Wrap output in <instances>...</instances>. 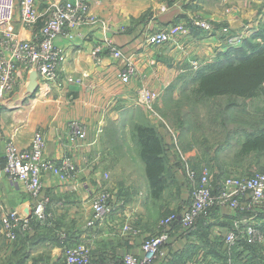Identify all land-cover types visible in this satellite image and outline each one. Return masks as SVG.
Wrapping results in <instances>:
<instances>
[{
  "label": "crops",
  "instance_id": "obj_1",
  "mask_svg": "<svg viewBox=\"0 0 264 264\" xmlns=\"http://www.w3.org/2000/svg\"><path fill=\"white\" fill-rule=\"evenodd\" d=\"M65 1L69 0H36L40 20L33 30L20 26L16 8L14 25L18 37L30 40L48 17L51 5ZM90 6L91 14L100 25L82 28L71 41L65 37L55 41L65 55L63 77H71L78 83L57 89L33 76L27 77L17 97L6 103L18 106L16 110L0 113V168L9 141L19 148H27L33 134L42 132L46 140L45 159L58 161L70 153L79 171L73 181L65 183L48 172L43 174L40 199L47 204L52 222L46 226L32 225L31 232L17 234L15 241L5 236L1 218L13 212L29 218L32 202L22 187L11 185L0 176V264H64V248L82 244L91 248V264H116L126 254L142 258L141 245L158 232L161 216L168 211L180 212L189 203V186L181 155L196 171L207 170L216 182L229 176L243 178L256 171L264 172V80L258 86L256 98L210 100L209 106L222 108L225 140L212 146L208 157L205 156L207 160L203 159L197 145L186 143V138L192 139L186 136L187 132L174 131L178 141L180 139L181 154H178L164 120L156 114L147 117L145 123L155 127L164 151L168 186L161 200L150 196L144 165L138 155L136 169L124 166L126 174L121 178L118 163L108 165L105 156L111 150L102 142L106 126L119 123L121 112L132 105L141 86L159 94V101L162 100L175 79L183 76L172 85L174 92L179 91L185 76L200 69L201 61L209 55L203 50V44L217 39L224 42L227 36L264 23V0H90ZM255 12H259L257 21L253 17ZM252 17L254 20L250 21ZM201 19L212 21L215 28L208 40L203 37V31L193 29L195 34L180 38L176 43L154 47L143 44L145 33ZM102 25L107 30H103ZM221 27L227 28L229 35L218 34L216 31ZM252 31L255 34L242 41L241 49L246 52H249V44L262 45L263 39L256 37L259 33ZM111 45L124 56H135L139 76L127 85L119 79L124 61L112 57ZM225 54H211L210 62H218ZM256 59H264V54ZM189 63H198L200 67L188 68L185 65ZM240 69L249 71L246 67ZM256 74L264 76V68H256ZM72 122L84 125L86 140L70 146L71 150L67 151L64 147L68 144V126ZM120 187H137L138 191L122 193ZM103 188L112 192L111 210L104 214L98 228H87L86 222L92 216V197ZM170 193L176 201L166 205L164 199ZM243 221H253L264 231L263 216L256 222V218L227 209L213 210L190 230L170 227L166 230L169 236L152 264H216L213 260L217 258L227 264L232 254L241 252L242 247L234 246L228 252L223 239L235 222L242 225ZM125 225L135 229L137 235L124 234ZM249 262L242 259L239 264ZM256 264H264V246L256 247Z\"/></svg>",
  "mask_w": 264,
  "mask_h": 264
},
{
  "label": "built area",
  "instance_id": "obj_2",
  "mask_svg": "<svg viewBox=\"0 0 264 264\" xmlns=\"http://www.w3.org/2000/svg\"><path fill=\"white\" fill-rule=\"evenodd\" d=\"M35 3L36 0H0V100L2 99L4 103L13 101L17 97L23 87L22 82L27 77L33 76L37 81L57 89H61L66 84L78 83L71 77H63L65 55L63 50L55 45V41L61 37L71 41L82 28L96 23L100 25V21L91 14L90 0H69L52 4L48 17L37 27L35 36L30 40H22L15 31L16 8H18L20 26L33 30L40 20ZM101 27L107 30L105 25ZM193 28L203 32H212L215 29L209 22L191 20L187 24L179 23L145 33L143 44L154 47L176 43L178 39L187 37ZM223 30L224 34L228 33L226 29ZM110 52L114 59L124 61L119 73L123 85H127L132 78L139 76L134 55H122L115 45H111ZM159 97V94L141 86L137 91L135 103L155 115V106ZM169 133L174 148L178 154H181L177 134L170 129ZM67 139L68 144L65 148L68 151L71 150L70 146H77L86 140L85 127L79 122H72ZM44 148L45 138L42 132L33 135L27 149L22 150L11 141L6 144L0 176L11 185L22 187L34 203L29 218H23L16 212L2 217L1 222L9 240H15L17 232L32 231L34 222L47 224L52 220L51 213L46 211V203L39 201L44 173L48 172L64 183L73 181L79 173L78 166L70 153H66L58 161L47 160L43 158ZM181 161L184 163V174L189 186L187 207L179 213H171L159 220L158 232L146 238L141 245L144 255L142 258L126 254L120 264H152L169 236L166 230L174 224H178L182 230H190L200 218L213 210L227 209L235 213H253L264 209V174L256 172L243 178L229 176L215 182L207 170L196 171L183 155ZM92 201V216L86 222V227L90 229L98 228L104 214L110 212L112 197L108 191L102 190L92 197ZM122 232L130 236L137 235L136 230L129 225L123 226ZM61 240H64L63 236ZM223 242L228 252L234 246L242 244L262 247L264 231L253 221H243L242 225L235 222ZM63 254L64 264H91L89 245L65 247Z\"/></svg>",
  "mask_w": 264,
  "mask_h": 264
},
{
  "label": "rangeland",
  "instance_id": "obj_3",
  "mask_svg": "<svg viewBox=\"0 0 264 264\" xmlns=\"http://www.w3.org/2000/svg\"><path fill=\"white\" fill-rule=\"evenodd\" d=\"M258 14H259V12H258ZM258 14H257V12H255L254 16L252 15L254 18H256V21L258 20ZM254 18L251 19L250 21H253ZM199 21L209 22V23L212 22L208 19H201ZM183 24H186V23H183ZM253 26H255V25H253ZM193 29L195 31L196 28H193ZM223 29H226L227 31H229L227 28L223 27L220 31L218 30L216 32L218 34H224L225 31ZM192 30L190 31L187 38H190L192 36V33L195 34V32H192ZM252 30H256V33H260L262 36H264V23L259 24V25H258V23H256L255 27H253L250 30H245V32H240L238 34H234V35H230V36L226 35L227 39L224 42H221V41H219V39H217L218 41H216V40L209 41L208 43H206L207 45L203 44L204 45L203 50L208 52L209 55L207 56L208 58L206 57V60L201 61V63H200L201 67L197 65L198 63L197 64H190L189 63V65H185V66L188 68H190V67L192 68V66L194 68H197V66L200 68H205V67H209L212 65V62H210V59H211L210 57L212 56L211 54H214L213 56L223 55L227 51H230V50H232V52H236L237 49H239L238 50L239 52L241 50H243V52H244V49H241V47H243V44H244V43H242V41L249 38L252 34H255V32ZM197 31H198V29L196 30V32ZM202 33L204 34L203 37H206L205 39L208 40L209 35L211 33H212V35L215 33V29L212 32H202ZM228 39H230V40L228 41ZM249 40L251 41V39H249ZM256 45H257V43H256ZM192 61H194V60H192ZM185 66H183V67H185ZM193 74H195V72L190 73L187 76H185L184 82L182 83L183 85L180 86L179 91L175 90V92H174L175 87L172 85L177 83L178 81H181L182 80L181 77H183V76H179L178 79H175L174 83L172 85H170V89L168 90L166 95L163 97V99L161 100V98H160V101H159L160 104L159 105L156 104L155 114L157 115L158 118L164 120V122L167 124V127H169V129H171L172 131L181 132L182 134H183V132L184 133L187 132L188 135H186V136L191 137L192 139L189 140L186 137H184V138H186L185 140H187L186 143H188V144L191 143L193 146L197 145V148L202 153L203 159L207 160L208 158H205V156L208 157L209 150L212 148V146L213 145H219V143H221L225 140V139H223L225 137V131L223 129L224 123L222 121L224 119V117H223L222 108H221V110H219L218 107H213L211 105L209 106L210 100L208 97H206V95L208 94V91L206 90V91L201 92V90H199L201 87L199 85L200 83H197V81L193 80V76H194ZM183 88H185V90ZM175 93H177V94H175ZM173 95H175L176 97H174ZM235 95L236 94H227V95L223 94V96L216 97V98L217 99L219 98V100H224V99H227V100H235L236 99V100H238L241 98L239 95H236V96ZM252 98H256V97L253 96ZM135 99L136 98H134V100L131 101L132 105H130L129 107H126V110L124 112L123 111L121 112L120 118L118 119L119 123L117 125L106 126V132H105L104 138L102 140V142L104 143V146H106L107 148H109L111 150V152H108L105 156V158L108 161L107 163L109 166H110V164L115 165L116 163H118V165L120 166L119 169H120V173H121V175H120L121 178H123V176L126 174V172H124V171H126L124 166H130L134 170L138 166V164H136V160L138 159V158H136L138 155V148H137V145L133 142V140L131 138L133 127L135 125L150 124L147 122L145 123V120H147V117L150 118V113L148 111H146L144 108H141L140 106H138L135 103ZM17 107L18 106L14 105V104H12V105L7 104L6 105V103L2 102V99L0 100V113H2V111H8V110L14 111V110H16ZM120 108L122 109L124 107L120 106ZM237 110L239 111L240 108H237ZM134 122H136V123H134ZM70 124L68 126V131H69ZM80 124L82 126H84L82 123H80ZM179 141H180V139H179ZM11 142H13V141H11ZM45 143H46V140H45ZM66 143L67 142H65V144ZM178 148L181 152V148H180L179 144H178ZM20 149H22V148H20ZM23 149H25V148H23ZM43 158H45L44 154H43ZM256 172H260V171H256ZM262 173H264V172H262ZM117 183L119 184V183H121V181H118ZM119 189L121 190L122 193H125V192L127 193L129 190H132V192H135V193H137V191H138L137 187H131V188L120 187ZM103 190L108 191L107 188H103ZM98 192H102V189H99L97 191V193ZM108 192L110 194L112 193L111 191H108ZM111 197H112V194H111ZM161 197L162 196H160L159 199ZM39 199H40V196H39ZM39 201H42V200L40 199ZM164 201H165V204L168 205V204L175 203L176 199H175L173 193H170L165 197ZM31 202H32V204H34L33 201H31ZM159 204H161V202H159ZM47 207L48 206L46 204V211L48 212L49 210L47 209ZM171 213H173V212L168 211L167 213H165V215L161 216V219L166 217L167 215H169ZM51 222H52V220L47 224H43V223L39 224L37 222H34L32 225L35 227L39 226V225L46 226V225H49ZM1 224H2V222H1ZM33 226H32V230L34 228ZM2 229H3V232L6 236V232L4 230L3 225H2ZM19 233L24 234V232H17L16 236ZM15 240H13V241H15ZM10 241H12V240H10ZM232 253H233V251H232ZM250 254H251V252L250 253L249 252L243 253V259L245 261H248L249 260L248 256ZM230 261H232V262L229 263ZM213 262L221 263L218 258L215 259V261L213 260ZM222 262L224 264L226 263V261H223V260H222ZM223 263H221V264H223ZM227 264H235L234 254H232V259L227 260ZM249 264H250V262H249Z\"/></svg>",
  "mask_w": 264,
  "mask_h": 264
},
{
  "label": "trees",
  "instance_id": "obj_4",
  "mask_svg": "<svg viewBox=\"0 0 264 264\" xmlns=\"http://www.w3.org/2000/svg\"><path fill=\"white\" fill-rule=\"evenodd\" d=\"M257 36L263 39L262 45L257 44L256 46H252L249 44V52H246L245 49L244 53L238 50L236 52L230 50L232 53L225 54L218 62L209 67L200 68L193 74V80L200 83L201 87L199 90L201 92L208 91L206 97L209 100L217 99L216 97H221L223 94H236L244 99L256 97L258 86L264 80L263 75L256 74V68H264V59H256L258 56L264 54V36L260 33L256 34ZM241 67H246L249 71L244 72L240 69ZM183 89L185 90V88ZM131 136L138 148V158L144 165V173L150 196L153 199H159L168 186L161 140L155 127L150 124L135 125ZM242 215L252 219L256 218L257 222L258 219H261V216L264 217V209L254 211L253 213L244 212ZM173 226L180 228L178 224H174ZM239 247H242V251L234 253V262L239 264L243 259V253L251 252L248 256L251 260H248V262L253 261L250 263L256 264V247L245 244ZM120 262L116 264H120Z\"/></svg>",
  "mask_w": 264,
  "mask_h": 264
}]
</instances>
